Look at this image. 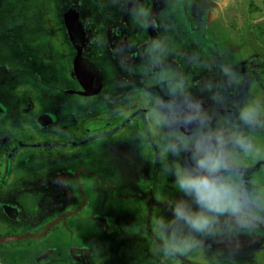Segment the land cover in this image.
<instances>
[{"label": "rangeland", "instance_id": "374dc122", "mask_svg": "<svg viewBox=\"0 0 264 264\" xmlns=\"http://www.w3.org/2000/svg\"><path fill=\"white\" fill-rule=\"evenodd\" d=\"M142 2L149 9L148 19L151 16L155 18L157 37L166 38L171 48L166 64L184 76L190 91L202 98L205 106H211L212 101L208 99V93L201 91L202 85L207 80L223 82L219 70L221 63L231 64L242 77L238 86L224 89L229 105L232 101H241L248 97L264 98V0H142ZM69 6L83 7L80 18L85 32L94 33L96 30L101 32L105 29L96 25L92 29L93 24H90L88 18L90 12L84 9L86 7L93 14V23L102 25V18H106L107 24L113 23L116 19L123 20L127 22V26L129 25L128 31L139 33L136 40L145 35L143 27L132 19L127 10L132 6L130 0H0L2 41L0 82L12 96L11 104H3L8 110V115L0 123L20 129L22 127L20 117L25 115L24 125L37 132L31 135L30 141L33 140L34 145L35 141L50 144L51 142L46 141V136L41 133L39 118L44 112L54 110L60 122L57 123L58 126L66 121L70 130L73 129L74 133L76 131L77 135L72 137V141L65 140V137L60 138L56 146L48 148L55 152L41 155L40 161L34 158L38 149H35L34 145L27 148L34 159L25 163L17 173L16 171L12 173L7 190L23 187L22 181H18L17 177L26 174L27 177L24 179L29 180L24 183L35 186L37 193L46 192L43 183L56 191L58 184L56 176L64 175L63 179L66 188L71 191V198L66 196L63 203L78 196L79 202L81 200L82 204L85 202L86 205L92 206V214L82 211L86 218L82 217L80 223L72 220L73 224L70 226L74 231L72 236L63 235L64 231L57 227L49 233L47 244L38 245L36 252L41 253L44 247H56L59 256L66 260L68 258L66 248L69 245L82 244L81 232L88 236H91L89 232H92L99 235L107 244L100 260L102 264H160L152 252L151 225L154 218H151V215L155 217L158 212L168 214L164 200L167 196H177V193L171 187L172 178L168 177L166 180L160 175L158 154L154 145L140 150L138 140L129 136L132 132H138L146 138L154 137L151 124L147 120L140 122L137 112L131 114L127 126L115 130L111 136L89 137V130L83 128L87 123L101 117L110 118L111 115H107L106 111L114 109L115 98L126 100L128 97V105L122 107L119 113H130L139 106L133 96L135 88L145 86L146 83L158 87L151 81H146L142 74L143 56L137 55L133 62L126 64L129 60V49L123 47L124 44L119 45L114 41L107 45L106 38H102L101 35L95 44L94 35L91 39L87 38L83 45L85 52L96 58L87 55L86 59L94 62L103 75L101 93L90 98L66 93L63 90L73 89L75 86L72 72L75 50L68 40L65 63H62L61 67L51 65L48 68L49 76L45 78L48 89L45 90V95L42 91L36 93V90L41 89H37L32 74L27 71L28 67L13 59L19 49L24 50L22 51L24 54L31 55V47L36 45L37 52L50 53L53 59L50 61L51 64L56 61L59 33L62 39V32L58 30V25H61L59 19L62 17L63 8ZM69 17L72 20V17ZM13 37L20 47L16 44V47L11 45L13 50L9 51L5 42L12 44ZM43 39L44 43H48L45 46ZM131 47L133 45L129 46ZM24 83L32 92V88L35 89L39 104L36 101L28 102V96L22 89L26 86ZM12 108L15 112H12ZM101 113L102 115L98 117L97 114ZM82 118L86 122L81 125ZM6 132L0 129L1 158L4 155L1 154L4 150L1 142L3 141V145L6 144L4 138L12 136ZM74 140L77 144L70 145ZM64 145L67 149L59 152L57 148ZM25 156L27 155L22 157ZM13 168L18 169L17 165ZM260 168H264V161H257L250 171ZM69 170L74 172L75 180H72L74 185L66 180L69 178L65 174ZM110 182L113 188L109 186ZM87 187H91L94 194L88 195ZM151 192L153 196H144ZM83 194L86 198L82 196ZM61 196L64 194L61 193L59 197ZM99 215L112 218L115 225L113 233L109 235L101 233L102 230L99 228L101 221L95 217ZM7 226L25 229L30 224L22 218L14 223L0 210V234ZM237 239L238 249L232 257L236 264H264V233L251 236L242 234ZM206 243L210 245L207 250L209 254L217 250L226 252L228 246L227 242L220 241L208 240ZM9 246L5 254H0V264H28L27 252L16 251L17 244ZM174 264H209V261L205 256L196 254L177 257Z\"/></svg>", "mask_w": 264, "mask_h": 264}, {"label": "clouds", "instance_id": "9594fccd", "mask_svg": "<svg viewBox=\"0 0 264 264\" xmlns=\"http://www.w3.org/2000/svg\"><path fill=\"white\" fill-rule=\"evenodd\" d=\"M128 12L142 27L150 15L142 0H130ZM171 48L163 36L151 39L143 52L142 74L151 84L135 88L154 137L132 132L140 150L154 145L160 175L177 196H167L168 214L152 221V252L160 264L200 254L209 264H236L232 259L240 235L264 233V98L248 97L229 105L225 88L242 77L229 63L219 65L223 82L207 80L201 91L211 106L194 95L184 76L166 64ZM227 242L208 253L206 241ZM227 253V254H226Z\"/></svg>", "mask_w": 264, "mask_h": 264}, {"label": "flooded vegetation", "instance_id": "af4514ba", "mask_svg": "<svg viewBox=\"0 0 264 264\" xmlns=\"http://www.w3.org/2000/svg\"><path fill=\"white\" fill-rule=\"evenodd\" d=\"M82 8L83 7L80 6H72V7L69 6L63 8L61 12L62 17L61 19H59V24L61 22V25H58L59 26L58 30L60 29V32H62V39L59 33V44L56 43L58 47V54L55 55L56 61H54L52 64L50 63V61L53 59L50 53H48V51L46 52L43 51V53L37 52L36 45H33L31 47L30 50L31 55L24 54L22 52L24 50L22 49H19L18 52L15 53L13 59L18 61L19 64H24L25 67H28L27 71H29L32 74L31 77L33 80H35L37 89H41V90H36L37 94L39 91H42V94L45 95L46 93L45 90L48 89L47 84L45 82V78L49 76L48 68L51 65L61 67V64L65 63L64 61L66 59L65 57L66 40L69 41L72 48L75 50L73 38H71V33H70V27H69L70 24L66 19V13L69 10H72L73 13L76 14L75 24H73V26L77 28L78 33L76 32V30L73 29L74 39L80 41V43L83 46L87 38L91 39L92 35H94L95 38L93 44H95L96 42H98L97 40L101 35L102 38H106L105 41L106 43L108 42L107 45H109V43H112L114 41L118 42L119 45L124 44L123 47L129 49L128 52L129 60H127L126 64L133 62L137 55H139V57H142L143 55H141V51L143 47H145L151 39L157 37L155 18L152 16L149 19H147V26L142 28L143 32H145L144 37L142 38L141 36L139 37V40H136L137 37L139 36L138 35L139 33H137L136 31H135L136 33L128 31L129 25L127 26L126 21L123 22V20L120 21L116 19L115 21H113V23L110 22L109 24H107L105 22L106 18H102L101 19L102 25L93 23V19H92L93 14L91 13V10L87 9L86 7L84 9L90 12L88 18L90 19V24H93L92 29H94V25H96L97 27H105V29L104 31L101 32H98L97 30L94 31V33L85 32L83 30L82 19L80 18V14H82L83 12ZM44 41L45 39L42 40L43 46H45V44L46 45L48 44V43H44ZM134 41H136V43H133ZM5 43H6L5 45L9 47L7 48L9 51L13 50L11 45L15 46L16 44L17 47H20V44L18 43V41H16L15 37L12 38V44L7 42ZM131 45H133V47L129 48V46ZM82 56L84 57L85 60H87L86 59L87 57L96 58L93 55L85 52V46H83L82 49ZM87 61L90 62L89 60ZM90 63L95 66L94 62H90ZM55 66H53V69L55 68ZM45 74L47 75L45 76ZM73 79L75 80V86L72 87L73 89H69V90L63 89V90H65L66 93L82 96L77 94V92L82 91V88L78 84L74 74H73ZM24 84L26 86L24 88L22 87V89L24 90L26 96H28L27 97V99H29L28 102L36 101L39 104L40 101H38L36 97L35 89L32 88L33 90L32 92L29 89L28 85L26 83ZM102 89H103V75H102L101 90L99 91V93L95 95L100 94ZM92 96H82V97L90 98ZM11 97L12 96L9 94L8 91H6L3 88L2 83L0 82V121L1 122L8 115V110L5 108L6 106H3V104L4 103H6V105L11 104L12 103L10 102V100L12 99ZM128 99H129L128 97L126 100L118 97L115 98L114 101H116V103L114 104V109L106 111L107 115L108 114L109 116L111 115L110 118L106 119L101 117L100 119H96L93 122L87 123L86 126H83V128H87V130H89L90 133L89 137H92V135H97L98 137L111 136L115 130L120 129L122 126H127L129 119H131L132 113L139 112V114L137 115V118L140 119L139 121L140 122L146 121L147 117L144 115V110L139 106L133 112L125 113V114L119 113L122 107L128 105L127 102ZM53 111H48V112L46 111L44 113L42 112L43 114L41 115L39 114L41 116L39 118V125L42 128L41 133L46 136V141L51 142L50 144H46L42 141H35V145H34L33 140L31 139L32 141H30L29 138L32 137L31 135L37 132H34L33 129H29L28 126L24 125L26 118L25 115H22L20 117L22 124V127L20 129H16V127L14 128L9 124L3 125V123H0L1 131L2 132L7 131L6 133L12 135L11 137L4 138V141L7 142L6 144L3 145V141L1 142V147L4 148V150H2L1 152L2 155L4 154L2 158H4L5 156L7 157L5 159H2L0 157V210L14 223H17V221H19L22 218L23 220L28 221L30 224V226L25 229L17 228L15 226H7L6 230L0 234V237L17 236V235L37 236L35 238H25L19 241L0 243V254H5L8 250V247H10L9 245L17 244L16 251L27 252V257L29 259L27 260L28 264H102L100 260L102 258L103 250L106 249L105 247L107 246V244L104 243L102 239H100L99 235L93 234L92 232H89L91 236H88L87 234L84 235V232H81L82 241H83L82 244L69 245L68 248H66V255L68 256L66 260L63 259L61 256H59L60 254H58V250L56 247H44L41 253L35 251L38 245L47 244L49 233L52 230H55V228L61 227V230L64 231L62 232L63 235L67 234L69 236H72L74 234V231L70 229V226L73 224L72 220L80 223L82 217L86 218V214H84L82 211L92 214V206L90 207V205H86L85 202H83L82 204L81 200L79 202V199H77L78 196L73 197V199L70 201L67 200L66 203H63L64 202L63 198H65L66 196L71 198V191H68L63 179L64 175L57 174L56 180L58 184L56 191H54L53 189L51 190L49 187L46 186L47 185L46 183L45 184L43 183L42 186H44V189L46 190L47 193L46 192L44 194L37 193L35 191L37 190L35 186L27 182L24 183V181L29 180V179H24L25 177H27L26 174H21L20 176L17 177L18 181H22L21 185L23 187H20V189L8 188L7 190L9 184L8 181H10L12 177V173L14 171H16V173L20 171L23 168L24 164L28 163L33 158L31 157V153L30 154L28 153L27 148H29L31 145H34L33 147H35V149H38L36 153L34 152L35 153L34 158L40 161L41 155L45 153L52 154L55 152V150H49L48 148H50L49 146H56V144L60 141V138L62 139L63 137H65V140L69 139L70 141H72V137L77 136L76 131L74 133L73 129H71L73 131L72 132L70 130V126L67 125L66 121L62 122L58 126L57 123L59 122V119L56 113H54ZM12 112H15L14 108H12ZM102 113L97 114V116L100 117ZM134 117H136V115ZM81 120L83 121L81 125L86 122L84 118H82ZM75 141L76 140H74L73 143H70V145L77 144ZM65 146L66 145L57 148L58 151L61 152L63 150H66L67 147ZM25 154L27 156L22 157ZM15 165H17L18 168L16 170L13 168L15 167ZM65 175L69 178L66 180L70 182H72L73 179L75 180L73 171L69 170L68 173ZM72 184L74 185L73 182ZM108 184L111 188H113L111 182ZM87 191H88L87 192L88 195L94 194V190H92L91 187L90 188L87 187ZM60 192L64 194L63 197L62 196L59 197V195H61ZM153 195H154L153 192H151V193H147L144 196L148 197ZM82 196L85 197L84 194ZM95 217H97L98 220L101 221L99 222V226H100L99 228H101L102 234L109 235V233H113V229L115 225L112 221V218L103 217V216L101 217L100 215ZM152 217L154 218L153 214L151 215V218ZM54 221H56V223L53 226L49 227L47 230H45V228ZM66 223H68L69 225H66Z\"/></svg>", "mask_w": 264, "mask_h": 264}, {"label": "water", "instance_id": "95a60500", "mask_svg": "<svg viewBox=\"0 0 264 264\" xmlns=\"http://www.w3.org/2000/svg\"><path fill=\"white\" fill-rule=\"evenodd\" d=\"M71 38H73V43L75 47V57L72 63L73 74L82 88V91L77 92V94L82 96H92L101 90L102 87V74L101 71L96 68L93 64L88 62L82 56L83 46L80 42H76L74 39V34L72 29H70ZM56 221L48 225L45 230L53 226ZM44 230V231H45ZM36 235H17V236H4L0 237V243L19 241L25 238H35Z\"/></svg>", "mask_w": 264, "mask_h": 264}, {"label": "bare ground", "instance_id": "6f19581e", "mask_svg": "<svg viewBox=\"0 0 264 264\" xmlns=\"http://www.w3.org/2000/svg\"><path fill=\"white\" fill-rule=\"evenodd\" d=\"M69 16H71L72 17V20H73V16L75 17L76 14H74L72 10H69L68 13H66V19H67L68 23L70 24L69 27H70V29H72L73 33H74V30H76V32H77V28H75V26H73V24H75L74 23L75 20H73V22H72V20H70V17ZM78 36H79V34H78ZM76 42H80V41L76 40Z\"/></svg>", "mask_w": 264, "mask_h": 264}, {"label": "crops", "instance_id": "0c3cea01", "mask_svg": "<svg viewBox=\"0 0 264 264\" xmlns=\"http://www.w3.org/2000/svg\"><path fill=\"white\" fill-rule=\"evenodd\" d=\"M105 224H107V223H105Z\"/></svg>", "mask_w": 264, "mask_h": 264}]
</instances>
